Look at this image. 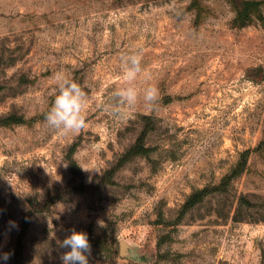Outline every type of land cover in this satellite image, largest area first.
Segmentation results:
<instances>
[{
    "label": "rangeland",
    "instance_id": "374dc122",
    "mask_svg": "<svg viewBox=\"0 0 264 264\" xmlns=\"http://www.w3.org/2000/svg\"><path fill=\"white\" fill-rule=\"evenodd\" d=\"M57 72L79 133L45 121ZM73 229L89 264H264V0H0V264H63Z\"/></svg>",
    "mask_w": 264,
    "mask_h": 264
},
{
    "label": "clouds",
    "instance_id": "9594fccd",
    "mask_svg": "<svg viewBox=\"0 0 264 264\" xmlns=\"http://www.w3.org/2000/svg\"><path fill=\"white\" fill-rule=\"evenodd\" d=\"M143 77L149 79V75L142 67V54L133 53L123 58L120 86L114 92V96L122 106L134 107L140 100L141 89L137 82ZM54 82L58 88V94L48 112L45 114L47 125L60 135L79 133L86 127L85 110L88 98L81 86L70 80L63 72H57ZM159 89L151 84L143 89V101L153 105L159 99ZM13 223L14 222H10ZM62 249H69L61 254L63 264H89L91 245L85 232H77L75 229L62 241H58ZM11 253L5 252L4 261L10 258Z\"/></svg>",
    "mask_w": 264,
    "mask_h": 264
}]
</instances>
